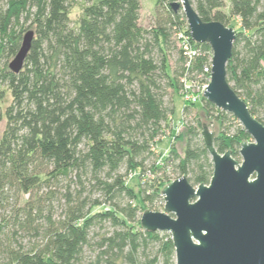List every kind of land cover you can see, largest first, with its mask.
Segmentation results:
<instances>
[{
	"label": "trees",
	"instance_id": "16d2710c",
	"mask_svg": "<svg viewBox=\"0 0 264 264\" xmlns=\"http://www.w3.org/2000/svg\"><path fill=\"white\" fill-rule=\"evenodd\" d=\"M171 1L157 0L145 27L140 0H0V59L34 32L22 70L0 68L11 98L0 106V264H175L170 235L139 219L145 203L162 201L167 169L193 186L210 180L207 124L185 119L196 104L182 108V152L173 143L157 155L153 145L175 111L168 91L201 75L212 51L190 40L189 60L177 38L189 35L186 20ZM190 2L204 21L239 19L227 80L264 125V0H227L229 15L225 0ZM201 99L220 128L215 148L237 156L250 136ZM133 173L137 193L126 183Z\"/></svg>",
	"mask_w": 264,
	"mask_h": 264
},
{
	"label": "water",
	"instance_id": "95a60500",
	"mask_svg": "<svg viewBox=\"0 0 264 264\" xmlns=\"http://www.w3.org/2000/svg\"><path fill=\"white\" fill-rule=\"evenodd\" d=\"M170 8L182 12L194 42L211 48L203 97L232 115L252 140L240 144L238 162L230 150L217 151L215 133L203 126L200 135L212 162L208 184L193 186L185 176L168 182L161 190L163 211L143 210L140 227L170 234L175 264H264V125L227 80L235 30L202 20L190 0H173ZM33 36L32 30L24 33L8 63L11 72L22 70Z\"/></svg>",
	"mask_w": 264,
	"mask_h": 264
},
{
	"label": "rangeland",
	"instance_id": "374dc122",
	"mask_svg": "<svg viewBox=\"0 0 264 264\" xmlns=\"http://www.w3.org/2000/svg\"><path fill=\"white\" fill-rule=\"evenodd\" d=\"M156 1L157 0H140V3H141L140 23L145 27L150 24V20H151L150 15H153L155 12ZM225 1H226V7L224 8V11L229 15L228 2H227V0H225ZM77 12H78L77 8H74L72 11L71 17L72 18L75 17ZM228 26L232 27L234 30H238L239 26H240L239 19L236 17L230 16V19L228 21ZM12 58H13V56L1 58L0 59V68L3 67V65L5 63L8 65V63L12 60ZM172 62L173 61L171 59H169V66L171 68L173 65ZM168 92H169L168 99L171 100V102L174 104L175 111L169 117L170 122H169L168 126H165L164 133L156 140V143H154V145H153L156 154L157 155L161 154L162 156H164V155L166 156L168 154L169 149L171 148L172 144L175 143L174 137L176 135H178L179 131H181V129L183 127L182 108H183L184 104H186L184 97L180 93H175L174 91H172V89H170ZM0 93L3 94V97L0 99V106H1V109L4 110V108L10 102V99H11L10 93L4 86H1V85H0ZM194 104H196V106L192 107L193 113L190 116H187V118H185V119H187V121L188 120L194 121V119H195V121L198 120L201 123H205V124H207L210 131H213L214 133L217 134V132H219V130H220V128L218 127V123L213 121L211 118L205 117L202 99L198 98L196 103H194ZM4 123H5L4 121L0 122V136H1L2 131L4 129ZM235 128H236V125L233 124V127L231 128L230 131L231 132L234 131ZM249 140H252V139L249 138L247 141H249ZM175 147L179 152H182L183 147H184V141H176ZM233 158L235 160H237L238 162L242 161L239 154ZM166 174H167V177L171 178V181L180 177L177 174H175L174 171H172L170 169H167ZM149 178H150V176L146 175L141 180H147ZM126 183L128 186H130L137 193L139 188H140L139 174L133 173V174L129 175L128 178L126 179ZM163 204H164L163 200L160 201L159 199H155V201L152 204L145 203L144 208L154 210V211H163ZM55 205H56V203H55ZM55 212L56 213H55L54 217L58 218L60 216V213H61V208L58 207ZM163 233H167V232H163ZM167 234H169V233H167ZM89 256H92V254H90Z\"/></svg>",
	"mask_w": 264,
	"mask_h": 264
},
{
	"label": "built area",
	"instance_id": "2783aa9c",
	"mask_svg": "<svg viewBox=\"0 0 264 264\" xmlns=\"http://www.w3.org/2000/svg\"><path fill=\"white\" fill-rule=\"evenodd\" d=\"M177 38L182 48L185 50V53L188 55L189 60L192 59L196 54V49H194L190 43V40H192L190 33L187 35L185 31H179L177 33ZM210 72L211 64L205 66L202 74L198 77L192 80L183 79L182 88L179 93L184 97L186 103H196L198 98L203 97V91L210 81Z\"/></svg>",
	"mask_w": 264,
	"mask_h": 264
},
{
	"label": "crops",
	"instance_id": "0c3cea01",
	"mask_svg": "<svg viewBox=\"0 0 264 264\" xmlns=\"http://www.w3.org/2000/svg\"><path fill=\"white\" fill-rule=\"evenodd\" d=\"M154 15V14H153ZM153 15H150V17H152Z\"/></svg>",
	"mask_w": 264,
	"mask_h": 264
}]
</instances>
